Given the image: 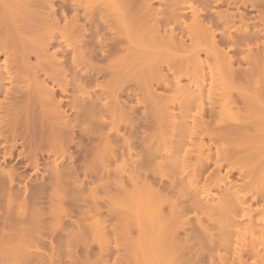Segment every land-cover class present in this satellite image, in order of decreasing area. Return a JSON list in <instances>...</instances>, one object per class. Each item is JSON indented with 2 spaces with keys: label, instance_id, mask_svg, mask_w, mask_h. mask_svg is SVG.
Returning a JSON list of instances; mask_svg holds the SVG:
<instances>
[{
  "label": "rangeland",
  "instance_id": "374dc122",
  "mask_svg": "<svg viewBox=\"0 0 264 264\" xmlns=\"http://www.w3.org/2000/svg\"><path fill=\"white\" fill-rule=\"evenodd\" d=\"M0 1V42L8 43L16 60L15 69L10 70V77H13L12 84H9L5 71L0 68V117L1 113L6 112L4 116L8 113L10 122H12V117V120H15L11 123L13 127L8 124L9 128H13L10 130L14 132V141L12 142L11 137V142H2L4 144L0 147L6 146L7 150H13L8 147L16 144L14 150L11 151V157L14 155L12 164L17 163V165H11L18 170L15 168V171L13 168L9 170V166L5 169L1 162L3 159H1L0 177L9 176L12 171L15 175L14 172L17 171L18 176L22 175L20 180L27 178L23 181L29 183L36 176L39 180L41 176L46 177V173L53 167L52 164L57 162L60 165L62 162L66 165L71 164L70 167L73 166V179L71 178L69 182L73 184L72 190L75 187L78 189V191L71 190L70 193H68L69 190L63 189L67 192V197L68 194L71 195H69L68 202L67 197L62 200L63 203L67 202L61 205L62 210L59 209V205L51 203L54 205L51 206L45 200L44 205L37 207L39 214L37 216L42 225L41 232L46 230L43 233L50 234L53 230L56 238L51 247L49 239L43 237L40 242L43 246L38 243L39 247L36 246L33 252H42L44 257L54 252V259H56L54 264H138L137 252L143 250L142 229L135 220V215L123 207L125 192L120 188L122 185L126 192L130 191L132 189L130 180L133 181L130 176H134V178H139L134 181L140 184L141 182L150 184L157 190L160 197L162 195L165 204L160 205V208L166 221L169 223L173 221L170 204L176 205L178 208L176 215L181 216L182 222L185 221L184 225H179L181 228L173 224L176 230L173 229L175 231H173V236L177 235L178 240L176 243L178 244L179 264H237L233 260L235 257L229 252L231 251L230 246L235 245L234 239L229 243L228 251L225 245L223 247L217 243V231L213 228L215 224L211 221H204L205 215L197 213L195 209L194 211V207L187 202L186 197L184 196L185 200L181 197L183 182L180 181L181 177L184 176L183 180H186V175L195 172L192 176L194 180L198 179L196 180L198 188L202 190L206 188L205 190L215 194L214 196L218 195L217 197L220 196L221 189L230 187L229 183L241 186V195L248 201V205H252V217L258 219L264 216V201H262L264 198V147L257 148L248 138L244 140L231 135L233 130L230 133L228 130L232 128L227 127L233 123L220 122L216 113H209L210 108L205 103L202 112L205 111L201 112L204 116L201 115V120L208 132L200 128V131L197 130L199 132L195 131L200 135L192 137V143L195 146H200L202 143V148L205 147L204 152H208L205 155L203 153L202 157H206H203L204 160L201 158L200 163L205 164H202L203 169L200 170L202 165L198 164L195 170L193 165L195 162L192 160L190 162L192 164L187 165L190 166L187 167V174L181 175L178 170L171 168L174 170L172 171L168 168V164L170 165L168 158L160 157L162 155H159L160 151L158 152L155 147L157 143L155 139L161 134L164 136L166 132L168 134L173 129L171 128L173 124L174 126L182 125L183 116L187 111L181 108L180 100L176 99L177 94L173 87L176 81L182 80L185 83L187 80L186 59L191 56L190 53H193L191 47L188 49L189 42L186 38L182 39L186 44L179 47L181 44L177 41L181 37V30L179 25L173 21L172 26L170 25L172 30L174 29L173 34H180L174 35V39L177 40H174L175 47H172L170 42L168 44L166 40H162L165 35L163 28L164 30L169 29L167 21L171 22V19H168L170 17L167 18L168 14H161L167 10L168 0H82V2L81 0H23V5L27 3L25 10L29 13L28 18H19L9 12L10 5L8 4L11 0H4L8 4L3 0ZM192 3L193 7L200 10L201 15H198L200 18L203 16L201 21L203 19L209 21V24L205 20L202 23L205 21L204 27H207L205 29L211 26L209 30L212 28L210 31L213 30L215 34H213L214 37H210L211 39H217L219 35H222L221 38L228 32V36L230 33L234 34L233 38L231 37L233 34H230L231 38L224 36L222 39L218 38L219 42L215 40L220 53L214 47V51L216 49L214 57H217L215 59L218 63L223 61L220 65L225 69L222 70L229 72L225 75H228V99L236 118L234 123L246 128L247 124H250L249 121L254 119L255 114L257 116L259 107L264 109V88L262 87L264 50L260 49L262 51L260 54L255 53L257 43L254 44V41L259 42L260 38L264 41V0H197ZM122 11L127 15H124ZM180 12L183 11H179V14ZM184 12L183 14L187 13ZM122 15L126 18L125 22L128 25L146 30L152 27L151 31L156 35L153 41L155 43L150 46L147 44L146 53L141 58L135 59L133 63H131L133 59L129 51L125 27L120 23ZM221 21L228 23L227 25L223 22L227 28L224 24L221 25ZM166 24L168 25L165 28ZM222 27L225 28L222 29ZM225 29L230 30L226 32ZM224 30L226 34L223 35ZM238 30L244 33L243 36L241 34L244 40H241L242 37ZM166 31L167 34L170 33ZM250 31L256 33L252 35ZM245 35L250 37L249 42L245 41ZM239 36L241 39L237 38ZM210 38L206 37L207 40ZM234 38L236 43L232 40ZM206 43L201 46L203 51H205ZM259 43L262 44L261 41ZM247 44L248 47H245ZM260 44H258V52ZM246 48H251L253 50L251 53L259 54V57H255L254 54L255 58L251 57L248 61L250 54ZM260 48L263 46L261 45ZM202 49L199 48L196 52L201 50V53H198L204 59L205 53L203 56ZM211 51L212 53L208 55L210 57L213 55V50ZM223 52L228 54L223 55ZM194 54L196 55L195 51ZM1 56L2 54L0 58ZM244 56H248L247 62L250 64L243 59ZM219 58H222L221 61H218ZM5 92L6 95H4ZM253 97L259 99L252 100ZM80 100L87 101L85 102L87 105L84 102L82 105L77 104ZM92 101L95 103H90ZM83 104H85L84 108H82ZM82 109H85V114L81 112ZM89 109L92 110L91 118L87 114ZM91 124L95 126L92 127ZM10 130L8 129L9 132ZM177 131H174L176 134L172 132L173 135L168 138L169 140L166 138L168 144L172 145V147L169 146L171 149L179 145L180 135L177 134L182 130ZM211 132L213 134H210ZM207 134L210 140L206 137ZM201 135L205 136L201 138ZM171 137H175V142L173 138L171 139L173 143L170 141ZM184 138V141L188 139ZM220 146L228 148L231 154L228 158L218 161L215 159L216 150H221ZM7 160L12 162L11 159ZM52 161L55 162L52 163ZM159 163L162 166L158 167ZM129 177L130 180H128ZM39 180L36 185L42 181V179ZM50 192L55 191L49 190ZM57 194L60 195L58 192ZM57 194L54 196V198L57 197L55 201L58 200ZM65 195L63 194L62 197ZM200 217L201 219H198ZM95 219L102 224H100L103 230L101 239L92 238L90 234L92 233L91 220L94 223ZM237 220L241 223L242 218L237 217ZM211 232L212 234H209ZM54 233L50 235L53 234L52 237H55ZM61 233L68 234L67 243L63 244L66 239L57 241ZM55 242L59 245L58 247ZM246 243H243V247L240 248L242 264H264V245L257 248L258 255H256L255 251L250 249L249 244L246 247ZM53 247L54 250H52ZM36 259L39 261L31 264H42L41 258Z\"/></svg>",
  "mask_w": 264,
  "mask_h": 264
},
{
  "label": "bare ground",
  "instance_id": "6f19581e",
  "mask_svg": "<svg viewBox=\"0 0 264 264\" xmlns=\"http://www.w3.org/2000/svg\"><path fill=\"white\" fill-rule=\"evenodd\" d=\"M7 1L3 0V2H5V3H7ZM22 1L23 0H11V1H9L10 4L7 3L8 6L10 5L9 6L10 11L9 12H11L12 15L18 16L19 18H28L29 13H28V11L25 10V5L27 3L25 5H23L24 3ZM193 1L197 2V0H168L166 2V4H169L168 6H166L168 11L165 8L166 11H163L165 13H163V12L161 13L164 15L168 14L169 16H167V18L170 17L168 19H171V22H170V20H168L166 18L168 20L167 22L169 23V25L166 24L165 28L168 25L169 29H166V30H168V32H170V33L167 34V31L164 30V28H163V32L165 33V35H163L164 33H162V35L165 38L163 37L164 39L162 38V40H166L168 44L170 42L171 46L174 44L175 41H177L174 39L175 38L174 35H180V34H178V33L173 34L174 29L172 30V28L170 27V25L172 26V23L174 22V23L179 25L178 27H180V30H181V37H179L180 39L177 37L179 39V41H177V42H180L179 44H181L179 47L183 46V44H184L183 42H185L183 40L186 38L189 42L188 49L191 47V52H193V53H190L191 56L189 58L186 57L187 58L186 59V64H187L186 65V73H187L186 79L187 80L185 79L186 80L185 83L182 80L176 81V83L173 87L176 94H177L176 99L180 100V105L182 106L181 108H185V110H187L185 113V116H183L184 120L181 122L182 125L176 124V126H174V124H173L172 125L173 127H171L173 129H171V131H170L171 133L168 131L171 135H169V133L167 134V132L166 133L162 132V133H165L166 135H168V137H166L165 134H164V136H163V134H161L157 137V139H155V140H157L155 147L157 148L158 152L160 151L159 155H162L160 157H162L164 159L168 158L169 163H170V165L168 164V168L169 169H171V168L175 169V171L178 170L179 174L181 173V175L185 174V173L187 174V172H186V171H188L187 165L192 164V163H190L192 160H194L193 162H195L193 164L195 166V168L197 167L198 164L202 165L203 163H200L201 158L203 160H204V158H206L204 156H203L204 157L203 158L202 155H203V153H204V155L208 153V152L207 153L204 152L205 147L202 148V146H201V145H203L202 143H200L201 144L200 146H198V145L195 146L192 143L193 138H194L193 136L199 134V133L197 134L196 132H199L200 128H202V131H203L206 127L204 125V122L201 120V118H202L201 115H203L202 113H204V111H205L204 110L202 112V110L204 109L203 106L205 105V103H207L209 108H210L209 113H213V114L216 113L220 122L222 121L224 123H233V125L228 124L230 126L227 127L230 129L232 128L231 130H228V131H230V133L233 130V132H232L233 134L231 133V135H235L236 138H242L244 140H246V138H248L249 140H251L254 143L253 145H255V147H257V148L264 147V109H262V108L260 109V107H259V110H257V112H258L257 116L255 114L254 119L252 121H249L250 124H247L246 128H244L243 125H239L237 123H234L236 121V118L234 116V113L232 112L233 108L230 106L229 99H228V87H229L228 79H227L228 75L227 76L225 75V74H228L229 72L225 71V72H227V73H225L222 70V69H225L224 66L220 65V63L223 62L220 60L222 58H219L218 61H221V62L218 63L216 61L217 59H215L217 57H214V52H216V49L214 51L213 48L215 47L219 50L218 44L215 42L216 41L219 42L218 38H220V36H222V35L218 36V38H217L218 40L217 39H211L212 37H214L215 34H214V32H212L213 30L210 31L212 28L209 30V28L211 26L208 29H205V28H207L206 26L204 27V25H206L205 24L206 20L203 19L205 21H204V23H202L203 20L201 21V19L203 16L200 18V16H199V15H201L199 13L200 10L198 8L196 9V7H193V3H192ZM80 2H82V0ZM198 3H197V6H198ZM49 7H51V5H49ZM5 8H6V6H5ZM50 9H52V7ZM179 11H183V12L186 11L188 14L187 13L183 14V12H180L181 14H179ZM122 13L124 15H127L126 12L122 11ZM120 19H121L120 23L122 25H124V27H125V35L127 37V41L129 44V51L131 54V58L133 59V60H131V63H133L136 61L135 59L141 58V56L146 53L147 44H149V46H150L153 43H155L153 41H154L156 35L152 33V31H151V29L153 30L152 27H150V29H147V30L145 28H141V27H133V26L128 25L125 22L126 18H124L123 15L121 16ZM217 19H220V18H217ZM225 21H221L222 24L221 23L220 24L221 25L224 24L225 26H226V24L228 25V23H226ZM223 22H225L226 24ZM244 23H245V21H244ZM244 27H246V26H244ZM203 28H204V30H203ZM224 28L225 27H222V29H224ZM226 28H227V26H226ZM235 28H239V27H235ZM170 29H171V31H170ZM225 30H227V29H225ZM225 30H224V32L222 31L223 35H224V33L226 34V32H228V30H230V29H228L226 32H225ZM155 31L158 32V30H155ZM208 31H210L211 33ZM231 31H233V30H231ZM240 31L241 30H238L240 36H241V34L243 36L244 33L242 31H241L242 33H240ZM156 32H154V33H156ZM228 33H227V35H224V36H227V38L228 37L229 38L234 37L233 33H232L233 35L230 33L232 35L231 37H230V34L228 36ZM254 33H256V32L255 31L251 32L252 35ZM260 33H262V31ZM235 34H237V36H238L237 32H235ZM158 35H160V33ZM263 35H264V33H263ZM224 36L221 37L220 39L224 38ZM240 36L237 38L241 39L242 36L241 37ZM256 36H257V34H256ZM256 36H253V37L258 39V37H256ZM206 37L207 38L211 37V38L207 40ZM248 37L246 36L245 41L249 42L250 37L249 38ZM203 38L205 39V42H204ZM247 38L249 40H247ZM251 38H252V36H251ZM259 38H260V36H259ZM157 39H158V36H157L156 40ZM261 39L262 38H260L259 42L261 41V43H262L263 39L262 40ZM226 40H228V39H226ZM232 40H234L236 43L235 38ZM241 40H244L243 37ZM203 42L204 43L209 42L208 46L210 49L208 48L207 43H206L205 44L206 47L204 48L205 51H203V49L201 48V46H204ZM221 42L222 41L220 40V43ZM239 42H240V40H239ZM239 42H237V43H239ZM259 42L254 41V44L257 43V47H255V48H257V50L255 49V53L257 52L260 54V52H262L261 50H264V41L262 44H260ZM228 43H229V41H228ZM232 43H234V42H232ZM229 44L231 45V43H229ZM258 44H260V47H261V45L263 46V48L259 47V52H258V46H259ZM172 47H175V45H173ZM245 47H248V44ZM199 48L202 49L203 56L205 53L204 59L201 58V56L199 55L201 53V50L198 51L200 53L196 52V50ZM246 49L248 50L247 52L250 55H252V56L248 55L250 58L249 60H248V56H244L245 58H243V59H245L246 62H247V60L250 61L251 57H253V58H255L256 56H257V58L259 57V54L256 55L253 52L255 54L254 55L251 53L253 51V50H251V48H246ZM211 50H213V55L211 54L212 56L210 57L208 55L210 53H212ZM185 51L186 50H184V52ZM194 51H195L196 55L194 54ZM72 52H73V50H72ZM218 53H220V50ZM0 54H2V56H1L2 59L0 58V68H2L5 71V75L7 76L6 79H8L9 84H12L11 80L13 77L12 78L10 77L11 76L10 70H12L14 68V63H16L15 62L16 60H15V57L13 55V51L11 52V49L8 46V43H6L4 41L0 42ZM227 54L228 53L225 54L223 52V55H227ZM210 58H212V59H210ZM252 63L254 64V62H252ZM256 63H257V61H256ZM229 64H226V65H229ZM231 64L233 65V62ZM247 64H250V62L249 63L247 62ZM220 66H222V67H220ZM18 67H19V65H18ZM232 69H233V67H232ZM263 79H264V77H263ZM262 84H263L262 87L264 88V81ZM7 89H6V91H7ZM254 90H256V89H254ZM4 95H6V92ZM52 95H54V94L52 93ZM254 96H256V95H254ZM263 96H264V94H263ZM256 98H258V97H256ZM3 99L5 100V98H3ZM249 99H250V97H249ZM253 99H254V97L252 98V100ZM82 100H83V98H82ZM79 102L81 104L80 103H77V104L82 105V102H84V101L80 100ZM85 102H87V101H85ZM90 103H95V101L94 102L92 101ZM85 104L87 105V103H85ZM85 104H83L82 108L85 107ZM5 105H7V104H5ZM11 105H12V103H11ZM180 105H179V107H180ZM92 106L94 107V105H92ZM78 107H80V106H78ZM93 107H92V109H93ZM187 107H188V109H187ZM4 108H5V106H4ZM88 108H91V107L88 106ZM86 111H87V109H86ZM91 111L92 110L89 109L88 113H87L90 118L92 117V115H90ZM81 112L84 113L85 109L84 110L82 109ZM187 112L189 114H187ZM191 112H193L194 114H192ZM5 113L6 112H4V114ZM1 114L4 116L3 113H1ZM2 115H1V117H2ZM7 115H8V113H7ZM7 115H5L2 118L0 117V145L4 144L2 142H11L10 141L11 137H12V142H13L14 138H15V135H13L14 134L13 130H10L13 127V125L11 123H13L15 120H12L13 117L10 115L12 117L11 118L12 122H10L9 118H8L9 116H7ZM97 115H98V112H97ZM8 124H9V126L11 124L12 127L9 128ZM202 124H203V126H202ZM7 126H8V128H6ZM93 126H95V124L92 125V127ZM177 126H179V127L182 126V128H179ZM174 127H176L179 132L182 130V132L177 134V135H180L179 140H178L179 145L176 148L174 147L171 149L172 145L168 144L169 143L168 138L170 136H172L173 134H176L174 131H177V130H176V128L174 129ZM227 128H225V130H227ZM8 129L10 130V132L8 131ZM198 129H199V131H197ZM204 131L206 132L207 130L205 129ZM172 132H173V134H172ZM225 132L228 133L227 131H225ZM7 133L10 135L6 136L5 134H7ZM216 133L217 132H215V134ZM210 134H213V133L211 132ZM181 136L183 138H181ZM204 136L201 135V138ZM220 136H221V134H220ZM175 137H176V135H175ZM184 137H187L188 139H186L184 141V139H185ZM206 137L208 138L209 134H207ZM217 137H219V136H217ZM166 138L168 140H166ZM172 138L173 137L170 138L171 142L173 141V140H171ZM208 139L210 140L211 138H208ZM201 140H203V139H201ZM174 142H175V139H174ZM176 143H177V140H176ZM12 145H9L8 149L10 148V149L14 150V147L16 144L13 145V148H12ZM169 146H171V147H169ZM220 148H221V150H216L217 157L215 159L218 161L221 160L222 158H228L229 155L231 154L229 152L230 150L228 148H224L223 146L222 147L220 146ZM5 149H6V151H5ZM13 150H7L6 146L4 148H1L0 156L1 155H3V156H1L0 160L3 159V160H1V162H2V165L4 166L5 169L7 166L10 167L9 170H11V168L16 169V167L12 166V165H15V164H12V163H14L12 160L14 158V155H13V157H11L12 156L11 151H13ZM157 150H156V152H157ZM7 151H9V152L6 153ZM207 151H208V149H207ZM161 153H163V154H161ZM14 154H16L15 151H14ZM208 156L209 155H207V157ZM7 159H9V160L11 159L12 162L8 161ZM54 162L55 161H52V163H54ZM16 165H17V163H16ZM52 165H53V167L50 166V167H52L51 169L49 167L50 171L48 169L49 172H47V170L45 171L48 173V175L46 173V177H43V178H42V176L39 177L40 180L42 179V181H44V182L43 183H41L42 181L38 182L37 185H36V182L39 180L37 178V176H36L37 181H35L36 178H34L33 181H30L29 183H27V182L23 181V180H27V178L20 180L22 175L18 176L19 173L17 172L18 171L17 169H16L17 170L16 172L18 174H16V172H14L15 175H13V171H15V169L14 170L12 169L13 171L10 172L9 176L4 175L5 177H0V264H31L32 262H36V261L38 262L39 260L36 259L38 257H39V259L41 258L40 260H42L41 261L42 264H54V261L56 260V259H54L55 258L54 252L51 253L50 256H48L49 254H46L47 257H44L45 255H42L41 254L42 252L41 253L36 252V251L33 252V249L36 248V246L39 247L38 243H40L43 240L42 239L43 237L44 238L47 237L49 239L50 242L49 241L48 242H49V245L51 247H52V245L55 241V238H56V235H55L53 230H52V232L54 233L55 237H52L53 234H52V236L50 235L52 232L50 233L48 231L49 227H48L47 232H49L50 234H48L47 232H46L47 234L43 233L46 230L41 232L42 225L40 224L39 217L37 216V214H38L37 213V207L39 205L43 204L45 201H47L50 205H51V203H53L55 205L56 204L59 205V209L62 210V208H60V207H62L61 205L67 204L68 199H69V195H71V194H68V197H67V192H65V191L69 190L68 193H70L72 188H73L72 187L73 184H70L69 181L73 177L74 172H72V171H74V170L72 169L73 166L70 167L71 164L66 165V163L64 164L61 162V164L59 165V164H57V162H55ZM157 165L158 164H156V166ZM203 165H205V164H203ZM203 165H202L201 169H200V166H198L200 170L203 169ZM160 166H162V165H160V163H159L158 167H160ZM190 169H192V168H190ZM195 170H197V168ZM195 170L193 169V171H195ZM172 171H174V170H172ZM7 172H8V170H7ZM7 172H5V173H7ZM191 172H192V170H191ZM193 174L195 175V172H193L191 175L190 174L186 175L185 176V178H187L186 180H183L184 176L181 177L180 182H183V184H181V185H183L182 186L183 188H181L183 190L180 192L181 197H183V199H184V196H185L186 197L185 199L188 200L187 202H189L190 205H192V207H194L193 210L195 209L197 213H201L202 215H205L206 218H208V219H206L203 216L205 219L204 221H206V220L211 221L215 224L214 225L215 227L213 226V228H214V230L217 231V236H216L217 239L215 238L217 243L219 245L220 244L223 245V247L225 245V248L228 251V247H229L228 245L230 242H232L231 240L234 239L233 242H235L234 243L235 245L237 244V247H235V245L233 247L232 246L233 244L231 243L232 244L230 246L231 251H229V252L231 254H233V257H235V259H233V260L237 264H242L241 252H240L241 249L240 248L243 247V243L247 242L246 247H247V244H249L250 249L251 250L253 249L252 251H255L254 254L258 255V251H257L258 249L257 248H259L261 245H264V216L261 213H259L262 216L259 217L258 219H255L252 217V215H251L252 205H248V201L244 198L243 195H241L242 194V190L240 188L241 186L238 187L237 185H231V183H229L230 187H228V188L225 187V189L222 187L223 188V189H221L222 192L220 191L221 192L220 196L217 197L218 195L214 196L215 194L214 195L211 194L210 191L205 190L206 188L204 190L198 188V181H196L198 179L195 178L196 180H194L193 179L194 176H192ZM198 174L200 175V173H198ZM196 175H197V173H196ZM190 176H192V177L189 178ZM130 177H132L133 181L130 180L131 179ZM130 177L128 179V180H130V183L132 182L131 183L132 189L130 191L126 192L121 184H119V186L121 185L120 186L121 190L122 191L124 190V192H125V202H124L123 207L125 209H127V211L132 212L133 215H135V220L138 222L139 227L142 229L141 235H142V239H143V244H142L143 250L137 252L138 264H179V260H178V256H177L178 240L176 238L177 235H175L176 237L173 236V231L175 230V228H173V224H176V225H178V228H181V227H179V225H181V224L184 225L185 221L182 222L183 220L181 221V219H182L181 216L179 217V215L178 216L176 215V209H178V208H176V205L170 204V208H171L170 213H171V215H173V221H172V223L171 222L169 223L168 221H166V218L161 214L160 205L165 204L164 199L162 198V195L160 197L157 190H155L153 188V186L151 187L150 184H144V182H141L142 184H140V183H138V181H134L137 178H134V176H130ZM44 178H45V180H43ZM224 180L227 181V179H224ZM226 185L227 184H225V186ZM52 188H53V190H52ZM58 188L60 191L58 190ZM255 188H254V190H255ZM75 189H76V187L74 188V190ZM49 190L55 191V192H53L54 194L51 192L49 193ZM61 190H62V192H61ZM74 190H72V191H74ZM76 190L78 191V189H76ZM256 190H257V188H256ZM258 190H260V189H258ZM57 192L60 195H58ZM65 193H66V195H65ZM75 193H76V191H75ZM255 193H257V192H255ZM55 194L58 195L59 201L57 199H56V201L54 200L55 198H57V197L54 198ZM61 194L62 195L64 194L65 196L62 197ZM253 196H254V194H253ZM66 197H67V199H66ZM258 197H259V195H258ZM64 199H66L67 202L63 203L62 200H64ZM253 200H255L254 197H253ZM262 201H264V198ZM51 206H54V205H51ZM237 217L242 218L241 223H240V221H238L239 219L237 220ZM198 219H201V217ZM44 221H45V219H44ZM97 221L98 220L94 221V223H93L91 220V223H92L91 231H92V233H90V234H91V236H93L92 238L101 239V237L103 236L102 235L103 230L101 229L102 226H100L101 222L98 221L99 222L98 223ZM197 221L200 222V220H197ZM211 222H209V223L211 224ZM194 223H197V222H194ZM42 224L44 225L43 222H42ZM201 226H199V227H201ZM45 227L47 229L46 224H45ZM211 227H212V225H211ZM213 228H212V230H213ZM201 229H203V228H201ZM198 230H200V228ZM203 231L207 232L206 230H203ZM67 232L68 231H66V233ZM201 232H202V230H201ZM68 233H70V232H68ZM209 234H212V232ZM210 237H211V235H210ZM67 238H68V234L61 233V235H59V238H57V241H59V240L63 241V239H66L65 242L63 241V244H64V243H67ZM248 240H249V243H248ZM97 241L99 242V240H97ZM239 242L242 244L241 247H240L241 244ZM61 243H59V244H61ZM238 243H239V245H238ZM40 244L42 245V243H40ZM45 244L46 243H44V245ZM100 244H101V242H100ZM215 244H216V242H215ZM58 246L59 245L57 244V247ZM45 247H47V246H45ZM66 248L68 249V247H66ZM40 249H41V247H40ZM40 249H38V250H40ZM137 249H138V247L136 248V250ZM35 250H37V249H35ZM47 250H49V249H47ZM52 250H54V247ZM49 251L51 252V250H49ZM36 253H39L38 254L39 256Z\"/></svg>",
  "mask_w": 264,
  "mask_h": 264
}]
</instances>
